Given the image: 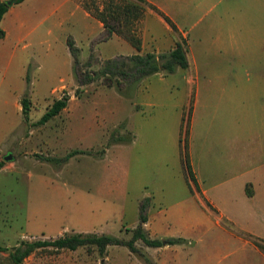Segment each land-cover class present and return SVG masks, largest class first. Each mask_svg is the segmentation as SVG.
<instances>
[{"label": "crops", "instance_id": "crops-1", "mask_svg": "<svg viewBox=\"0 0 264 264\" xmlns=\"http://www.w3.org/2000/svg\"><path fill=\"white\" fill-rule=\"evenodd\" d=\"M148 3L158 11L149 7L142 21L141 53L163 54L175 48L177 35L164 16L186 40L189 34L175 18L201 15L197 22L202 23L207 17V23L196 33L201 41L198 50L188 46L195 59L203 53L210 56L209 70L217 84L162 86L148 79L139 89L140 101L132 122L134 135L125 144L113 146L116 151L127 152L123 171L125 207L121 214L124 222L132 216L129 226L134 230L139 224L140 202L150 196L144 226L148 236L152 240L181 239L183 243L149 247L138 241L137 248L148 261L123 246L108 247L105 258L97 256L100 261L89 260L93 257L86 248L59 251L51 257L55 264H103L104 259L110 261L108 264H264V0ZM152 23L171 36L165 47L157 42ZM46 25L49 35L64 32L62 45L72 68L74 58L68 38L74 40L81 64L92 55L102 63L138 53L116 35L107 38L104 24L79 0H25L11 6L0 24L6 33L0 39L5 73L21 64L26 83L27 56L41 53L36 49L43 47L38 31ZM27 39L29 43L19 48L18 43ZM206 41L208 45L202 50ZM51 49L49 56L58 60L55 49ZM159 77L165 80L164 75ZM65 83L51 93L64 89ZM189 109L188 154L199 193L192 192L182 161V131ZM113 165L108 167L113 170L109 178L112 195L122 181ZM94 213L91 210L86 218L93 231L76 233H103L100 229L108 216L96 214L93 219ZM40 233L51 240L70 232ZM114 248L120 251L111 257ZM249 254L255 260H249Z\"/></svg>", "mask_w": 264, "mask_h": 264}, {"label": "rangeland", "instance_id": "rangeland-1", "mask_svg": "<svg viewBox=\"0 0 264 264\" xmlns=\"http://www.w3.org/2000/svg\"><path fill=\"white\" fill-rule=\"evenodd\" d=\"M103 1L97 0L101 6ZM130 1L138 4L135 0ZM142 8L143 21L149 7L142 5ZM200 18L201 15L189 19L175 18L188 32L187 43L195 50L201 45L196 33L208 21L205 17V22L199 23ZM142 21L139 23L141 29ZM47 26L38 31L43 47L36 49L41 53L27 56L26 83L21 64L5 73L6 67L0 61V162L4 163L0 170V247L11 249L23 241L47 240L40 232H92L93 228L86 224L91 210H95L93 219L97 218L96 214L108 216L100 232L129 240L132 237L129 226L132 216L124 222L121 214L125 207L123 171L127 152L123 151L125 149L116 151L113 146L125 144L133 137L132 122L140 101L139 89L148 79L139 87L121 75L113 77L112 85L107 84V77L80 86L73 76L71 82L69 79L74 68L65 45H62L64 32L49 35L45 29ZM152 30L157 42L165 47L171 36L155 23H152ZM146 38L150 40L151 35ZM28 43V39L20 41L18 47ZM206 45L207 41L201 46L202 50ZM51 47L58 54V60L49 56ZM125 53L122 46V54ZM125 57L121 56L119 61H126ZM188 58V69L179 68L175 74L164 75L165 80L160 79L161 74L149 80L162 86L190 88L217 84L211 77L215 75L209 70L211 58L207 53L199 54L195 59L189 49ZM103 64L92 55L80 69L82 74L90 73L96 77ZM63 81H67L65 88L51 93ZM26 95L30 100L27 120L22 112V99ZM64 96L69 98L68 108L47 124L37 125L54 101ZM74 152L76 155L65 162L64 159ZM9 156L12 159L6 161ZM47 158L56 161L49 162ZM112 164L122 180L118 182V192L115 190L114 195L109 182L113 170L108 169ZM240 233L256 241V238ZM112 250L111 257L118 256L115 252L120 250ZM83 251L87 253L85 249ZM55 253L58 251L50 247L37 249L24 264H55L51 257ZM89 255L93 257L89 260H102L97 258V251ZM248 257L255 260L251 254ZM102 262L108 264L110 261L104 259ZM0 264H11L9 252L0 253Z\"/></svg>", "mask_w": 264, "mask_h": 264}, {"label": "trees", "instance_id": "trees-1", "mask_svg": "<svg viewBox=\"0 0 264 264\" xmlns=\"http://www.w3.org/2000/svg\"><path fill=\"white\" fill-rule=\"evenodd\" d=\"M8 0H0V24L4 19L5 15L10 10L11 6L7 4ZM25 0H17L15 4H20ZM84 8L96 19L104 24L107 38L116 35L123 40L130 43L136 50L137 54L132 56H127L124 59L126 61L120 62V57L107 60L103 64V69L95 77L92 74H82L81 72V62L79 61V50L75 45L72 38L68 39V47L74 58V69L73 74L75 80L80 86L88 83H93L100 77H107L109 85H112L113 77L121 75L133 81L134 85L138 87L147 79L155 75H172L177 72L179 68L188 69L190 67V62L188 58V43L182 34L179 32L176 25L166 16H164L165 21L170 25L172 30L177 35V42L175 48L163 54L146 53L142 54V37L140 22L144 17V9L142 5H146L151 9L158 11L154 6L148 3V0H135L138 4L134 2H128V0H104L102 6L99 5L97 0H79ZM14 4V5H15ZM6 36L5 31L0 27V39ZM91 64V62H90ZM127 69V70H123ZM120 88V85H117ZM118 88V89H119ZM69 104L68 96L54 101V103L48 108L45 114L42 116L37 125H45L50 120L57 117L62 111H64ZM30 111V100L27 95L22 99V112L28 119ZM191 109L188 110V116L184 118V127L182 131V161L184 171L190 185L192 192L199 193V187L196 182L195 176L192 172L189 154L187 138L189 133V117ZM128 142V141H125ZM74 152L68 155L64 161L68 162L71 157L76 155ZM49 162L56 161L53 158L46 159ZM4 167V163L0 162V170ZM151 204L150 196L144 197L139 206V224L134 229L131 230L132 237L129 240H124L118 238L114 235L103 234V233H65L64 235L51 240H37V241H23L18 246L11 249L0 247L1 252H9V261L11 264H24V261L37 249L41 248H54L58 252L63 250L75 251L79 248H86L89 253L98 252L100 256H103L108 247L111 246H123L127 247L132 253L139 255L146 261L147 258L145 254L137 248V242L141 241L143 244L149 247H162L167 245H178L182 244L181 239H163V240H152L147 232L145 231V224L148 221V210ZM208 208L210 205L205 203Z\"/></svg>", "mask_w": 264, "mask_h": 264}, {"label": "water", "instance_id": "water-1", "mask_svg": "<svg viewBox=\"0 0 264 264\" xmlns=\"http://www.w3.org/2000/svg\"><path fill=\"white\" fill-rule=\"evenodd\" d=\"M16 1L17 0H8L7 1V4L9 5V6H13L15 3H16ZM12 158L9 156V157H7L6 158V161H9V160H11Z\"/></svg>", "mask_w": 264, "mask_h": 264}]
</instances>
